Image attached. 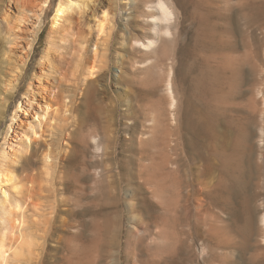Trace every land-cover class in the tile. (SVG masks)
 <instances>
[{"label":"rangeland","instance_id":"rangeland-1","mask_svg":"<svg viewBox=\"0 0 264 264\" xmlns=\"http://www.w3.org/2000/svg\"><path fill=\"white\" fill-rule=\"evenodd\" d=\"M33 1L0 0V171L14 177L7 184L0 180V202L7 192L25 218L20 232L6 237V263L63 264L61 223L71 211L86 236L103 234L110 213V239L116 241L110 244V264L120 252L118 239L128 245L122 247L131 261L138 253L144 262L159 258L163 264H264V112L255 118L248 100L252 87L264 89V0H172L178 11L170 34L164 33L166 24L160 23L159 33L153 27L147 7L157 0H49L44 9ZM61 1L72 7L54 26ZM136 40L156 42L145 48L135 46ZM95 52L98 67L89 75L83 63ZM169 81L176 119L170 118ZM193 106L209 110L222 121L220 128L233 126L237 136L255 118V143L263 139L254 183L233 201L238 215L232 208L218 209L227 221L229 244L218 249L226 253L224 261L210 249L202 255L194 219L190 249L177 246L167 253L152 231L157 226L143 234L142 219L154 220L156 208L137 205L152 195L158 177L142 178L140 165L157 170L160 151L165 144L173 147L172 137L177 149L167 151L191 162L197 139ZM97 134L99 146L91 140ZM184 165L181 176L188 169ZM196 185L200 188V181ZM246 194L253 198L257 251L248 246ZM201 208L194 207L195 218L205 213ZM116 220L119 228L111 222ZM23 231L35 237L31 246H22ZM76 240L83 244L81 237Z\"/></svg>","mask_w":264,"mask_h":264},{"label":"bare ground","instance_id":"bare-ground-1","mask_svg":"<svg viewBox=\"0 0 264 264\" xmlns=\"http://www.w3.org/2000/svg\"><path fill=\"white\" fill-rule=\"evenodd\" d=\"M34 4L37 5V1ZM38 4L39 5L37 6L44 9L49 4V0H39ZM25 5H28V3L25 2ZM69 7H72V2L70 1L66 5H64L62 1L58 4L56 13L52 19L54 26L58 25V21L62 17L64 11ZM147 9L151 13L149 16L153 18L155 25L153 27L155 28L156 33H159L161 23L166 24L163 28L164 33L170 34L172 28L169 24L171 23V20L175 18L176 11H178L175 10L174 2L172 0H157L156 4H150ZM101 24H99V28L103 27V24ZM155 31L153 29V33ZM155 42L156 41L154 40H149L145 43V41L142 42L141 40H136L135 46L140 45L141 47L150 48ZM97 63V52H95L94 55L87 56L83 63L84 73L89 75L95 74L98 67ZM250 90V93L248 91L249 108L250 112L253 113V116L257 118L258 114L264 112V89L255 90V88L252 87ZM167 92L170 99V118L176 119L177 117L174 110L177 108V99L170 81L167 84ZM191 113L193 114L191 130L193 134L197 136L196 141L192 143L191 146V162L186 163L184 159H180L177 156L174 157L169 153L172 152V150H176V146H178V139L172 137L171 141L174 142V145L170 149L166 148L165 144V149L160 151L161 161L159 162L157 170L150 169L149 166L145 164L140 165V176L142 178L151 179L153 175L158 176L156 186L152 189V195L142 196L140 202L137 204L140 208L141 205L143 207L147 203H150L157 211V216L154 220L147 221L146 218L142 219V223L145 227L143 234L150 232L152 226H157L158 228L152 231L156 237L161 239L167 253L173 252L177 246L189 247L190 249L194 240V232H192L194 219L197 237L202 239V255L205 254L206 249L207 251L210 249L211 255L214 258L224 261L226 253L220 252L218 249L222 248L224 244H229L226 238L227 231H225V222L227 223V221L223 219L221 212L218 211V209L223 208L230 210L232 208L231 214L235 217L238 215L239 212H234L236 209L233 201H235L238 195H242L241 192L247 193L254 183L255 170L253 166L257 156V149L259 145H262L261 141H263V139H260L258 145L255 143V138L257 137V134L253 129V125L257 123L255 118L245 124L242 127L243 132H241L240 136H237L233 126L220 128L223 124L222 121L211 117L209 110L207 112L206 109L202 112L199 106H193ZM14 119L15 116L11 118L12 121H14ZM138 126L139 125L136 121L131 126L134 129L135 136L137 135ZM157 128H160V124H157ZM101 139L102 137L99 134L91 135L92 142L97 146H99ZM198 146H201L204 151L199 152V149H197ZM141 156L143 157V155ZM184 164L188 166V169L187 172L181 176L180 173L183 166H185ZM8 173L0 171V180L2 182L6 183L14 179L12 175H9L11 173ZM178 177L181 178L179 179ZM207 178L210 180L209 182L206 181ZM145 181L146 180L144 179V182ZM196 181H200V188L197 187ZM243 187L244 190L242 191ZM3 194L5 197L0 202L1 210H3V214L1 213L0 215V264H7L6 249L4 248L6 237L9 233L14 234V231L16 230H19L20 232L25 218L20 203L17 201L10 202L8 193L4 192ZM122 199L121 196L117 197V204H119V206L123 205ZM252 199L253 198L250 195H245L244 202L246 209L244 215L248 232V246H250V248L257 246L255 248L257 251L259 250V244L256 242L257 239H255V211L252 206ZM108 202L110 207V197L108 198ZM203 206H205V213L199 214V211L202 210L201 207ZM194 207L199 210V215H197L196 218L193 213ZM64 214L66 215V218H64L61 223V240L64 244L63 264H110V244H116V241L110 239V213L105 218L103 234L89 236L83 234L79 219H75V215L71 211H66ZM111 222L115 223L114 226L119 228L117 220ZM120 222L122 224V221ZM261 223V225H264V217L261 218ZM229 224L231 223H228V225ZM122 235L123 234H121V237ZM20 237V241L24 243H20L22 246H31L33 241H35V237L32 233L29 234L23 231V233L20 234ZM77 237H81V240L83 241L82 245L75 244ZM244 238L246 241V237ZM235 243L238 244L237 241ZM117 244L120 252L117 253L115 257V264H163L161 260H158L159 258L149 261L146 260L147 262H144L143 259L138 257V253H136L133 261H131V259L124 256V254H127L128 256V253H124L125 249L122 247L128 246L127 244V246L125 245L124 240L122 239L120 242V239H118ZM248 246L247 249H249ZM206 253L208 254V252ZM15 254L18 259L21 256L20 250L15 252ZM251 255H249V258Z\"/></svg>","mask_w":264,"mask_h":264}]
</instances>
